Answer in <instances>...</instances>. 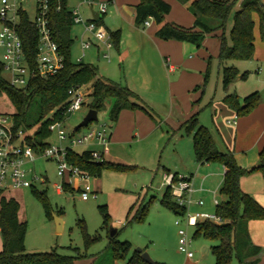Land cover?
I'll use <instances>...</instances> for the list:
<instances>
[{
    "label": "trees",
    "instance_id": "1",
    "mask_svg": "<svg viewBox=\"0 0 264 264\" xmlns=\"http://www.w3.org/2000/svg\"><path fill=\"white\" fill-rule=\"evenodd\" d=\"M188 3L189 9L195 17L193 26L184 27L166 20V15L171 10V5L164 0H139L135 7V24L143 27L146 20L151 18L157 25L155 35L163 40H178L189 42L200 47L207 35H214L220 31V48L218 59L222 68L223 87L229 86L238 76L239 70L235 65L226 61H247L255 53V19L258 16V31L264 41V4L261 0H180ZM236 6H238L236 8ZM232 17V27L229 38L225 36L227 23ZM50 26L53 39L59 47L64 58V65L56 74L48 77L36 76L24 87L12 86L3 76V67L0 64V93L4 92L14 106L12 114L14 131H22L23 144L30 146L36 154H40L51 144L48 138L52 131L49 129L53 119L62 121L67 112L66 108L73 88L91 84L89 108L97 112L106 108V101L112 99L108 110L111 124H115L119 114L124 109H142L146 107L137 103L140 97L120 83L98 77V69L90 63L75 62L71 57L73 39L71 29L73 26L72 10L68 0H51L49 12ZM96 22V21H95ZM103 17L96 22L102 26ZM18 32L23 42L24 52L29 64L34 67L38 45V32L28 17L23 13L18 27ZM120 30L109 31L112 47L118 48ZM248 72L242 73L246 79ZM223 103L234 110L238 116H245L252 112L259 104V93L253 92L243 99L236 93L227 94ZM93 123V122H91ZM90 123V124H91ZM187 134L192 136L195 159L198 163L219 162L225 167V173L220 193L224 200L215 208V215L221 218V223L210 220L199 221L195 226L194 237L202 236L209 241L217 242L210 246L215 258V264H231L234 257L239 264H255L260 260L263 248L255 245L250 237L248 225L251 220H264V207L251 194L241 188V178L250 172L259 171L264 177V146L259 152L258 162L250 168H242L230 150H220L215 143L212 132L197 121L194 114L183 124ZM66 158L72 165L91 177L101 176L105 169L124 171L131 168L122 163L105 160L102 157L96 160L91 156V151L78 152L69 148ZM180 178L174 174L173 181ZM73 188L64 183V190ZM38 197L44 200L43 192H37ZM161 203L172 210L176 215H184L186 206L180 205L172 195L171 187L167 186ZM20 203L6 190H0V235L2 248L0 249V264H76V261L89 258L87 250L98 240L99 236H91L83 228L86 251L84 254L66 256L56 250L48 252H28L25 248L27 232L26 222L19 219ZM148 211V205L142 206L132 221L141 222ZM47 214L50 213L47 210ZM108 214H104L107 223ZM117 233V230H116ZM111 237L112 264L121 259H126L131 243L119 242ZM93 264H96L94 262ZM127 264H148L139 252L131 255ZM156 264H164L157 262Z\"/></svg>",
    "mask_w": 264,
    "mask_h": 264
},
{
    "label": "rangeland",
    "instance_id": "2",
    "mask_svg": "<svg viewBox=\"0 0 264 264\" xmlns=\"http://www.w3.org/2000/svg\"><path fill=\"white\" fill-rule=\"evenodd\" d=\"M176 1L190 11L188 3L181 2L180 0ZM261 2L264 3L263 0ZM68 4H72V0H68ZM25 9L30 20L34 19L36 15L35 2L29 0L25 5ZM82 11L85 16L83 18H87L89 16V8L83 7ZM118 21V16H113L108 11L104 17L103 25L98 26V29L101 27L104 29L108 28L105 31L109 35V31H115L113 26ZM81 27V25L73 24L71 30L73 39L71 57L73 61L77 62L82 56L83 63H90L96 67L101 65V68L104 65L109 66V71L111 70L116 78L123 77L121 83L120 81L117 82L127 86L139 97L152 105L150 107L153 109L149 110L150 114L151 112H159L161 115L169 113L172 102L169 100L168 82L172 77L159 66L157 57L151 58L148 63H142L139 55H132L131 62L126 64L125 62L128 58L126 59L125 55H122L119 59L116 48L113 47L108 51L111 59V62H108L109 60L104 57V54L108 53L107 49L97 40H94L92 48L86 49L83 55L80 46ZM205 39L209 41L207 50L212 53V48L217 38L207 35ZM97 45L99 46V54ZM197 48L200 51L205 50L204 42ZM3 52V48L0 47V62L3 60ZM211 55L212 57L208 55L204 59L205 68L201 73V80L198 83L189 89H185L189 78L185 77L183 79L182 103H184L183 100L188 101L190 96L197 94L199 114L203 113L204 106L208 101L221 99L223 94L221 79L222 68L220 70L218 59L213 56V53ZM192 56L196 58L194 53ZM123 59L126 60L123 61ZM197 59L199 60L201 58L197 57ZM226 63L230 66L235 62L226 61ZM248 63V61H240L236 62V65H239L241 70H243L244 66L248 65ZM123 66L127 79H124V73L119 77V71H117L119 67L123 68ZM147 71L151 72L152 75L151 83L149 82L148 85L142 84V79L138 78L140 73H147ZM98 73L100 75L102 74L100 70ZM2 74L5 79H8V73L5 70H3ZM255 75L252 73L247 80L233 82L230 85V89L236 88L237 91L239 90L245 95L258 90L259 102L264 101V82L259 81ZM196 87L197 89L194 90ZM80 91L84 95V105L80 110L68 112L61 121V126L66 133H71L90 109L89 103L91 99L89 95L91 93V84L82 86ZM139 101L142 102L141 100ZM112 102V99L106 101V108L98 112V120L91 123L89 125L90 128H99L105 125L110 129L111 122L108 118V110ZM14 111V106L6 93H0V116H7L10 121ZM173 113V117L179 116L177 110L173 111ZM205 115L207 114L202 116V120L208 124V119H205ZM224 120L228 124L227 119ZM210 128L212 127L210 126ZM84 130L85 127L81 128L82 132ZM187 137L189 135L183 124L176 128L163 126V130H158L153 137L154 141L158 142L160 140L163 142V146L160 149L154 150V155L150 154L143 157L140 154L141 149L146 147V141L127 148L126 152H123V155L125 154V158L129 162L120 163L131 168L124 171L105 169L101 176H92L89 179V183L92 190L95 191L96 198L90 197L88 200L81 198V192L77 190L75 184H73L72 190H62L59 192L57 186L62 185L64 179L58 175L56 161L37 155L33 162L25 164V168L29 171V178L31 179L34 175L37 177L33 185L30 187L11 189L6 192L7 195L16 198L20 203L19 219L27 224L25 236L26 250L28 252H48L56 250L59 254L66 256L84 254L86 248L83 228L85 227L91 236H99V240L87 250V253L91 256L89 258L79 259L78 261L80 263L78 264H93L94 262L96 264H112V243L110 238L113 236H115L114 239L116 241H128L131 243V249L127 258L118 260L119 264H127L129 257L135 252H139V249L147 252L156 263L161 260H167L168 264H180L188 258L185 252L179 250L178 230L181 227L187 231L188 238L191 240L190 250L195 255V258L201 257L205 263L210 260L212 264H215V258L211 253L210 246L217 242L209 241L202 236L194 237L195 226L187 225V216L203 212L208 214L215 213L216 205L214 204L210 191H215L221 187L222 178L217 183L213 181L214 183L209 185L205 184V192L186 196L185 198L187 200L191 199L192 203H186V212L184 215H176L161 203L163 193L167 186L164 180L165 175L176 174L178 177L186 176L188 178L192 175L195 179L194 181L199 182V185L201 183V175L198 174L196 168L197 164L192 165L188 163L183 165L171 159L178 156V153H173L174 146L177 152L179 150L182 151L184 143L187 142ZM48 141L51 145L56 146L69 145L68 141L61 142L58 139L56 131L52 132ZM219 141L222 145L223 142L221 139ZM92 148L93 146L87 144L73 147L78 152ZM160 156H162V161H159ZM250 156L252 154H249ZM262 177L261 172L253 171L245 174L241 178V181L244 179L243 184L253 186L256 184L257 179L260 182ZM79 184H82V182L79 181ZM37 192H43L44 200L47 202V208L44 206L42 199L38 197ZM216 198L219 202L224 200L220 189L217 190ZM200 199L204 201V206L195 204ZM144 205H148V211L144 220L141 222L132 221L133 217L138 213V210ZM47 210L52 217L47 214ZM105 213L108 214L107 223L104 222ZM55 216H58L62 220V229L60 232H57ZM176 220L180 221V227L175 223ZM114 229L117 230V233L111 236V232ZM2 244L0 236V248H2ZM231 264H238L235 257Z\"/></svg>",
    "mask_w": 264,
    "mask_h": 264
},
{
    "label": "crops",
    "instance_id": "3",
    "mask_svg": "<svg viewBox=\"0 0 264 264\" xmlns=\"http://www.w3.org/2000/svg\"><path fill=\"white\" fill-rule=\"evenodd\" d=\"M164 1L168 2L171 5V10L169 14L166 15L167 21L184 27L193 26L195 17L184 5L180 4L176 0ZM100 3H105L106 5V11L104 13L100 12ZM138 3L139 0H97L96 3L89 4L81 0H72V4H68L71 10L78 8L81 12L82 17H85L82 11L83 7H88L89 16L87 18H83L85 21L93 20L92 11L99 12L103 17V20L108 11L113 16L117 15L119 21L117 24H115V26H113V29L120 30L121 33L119 46L118 48H116L119 59L121 58L120 56L125 55V58H128L127 60L125 59V63L128 64L131 62L132 55H139L142 63H148L151 58L153 59L154 57H157L159 66L172 77V79L168 82V91L170 95L169 100L170 102H172L169 113L161 115L159 112L153 113L150 111L152 114L151 115L150 113H146L142 109H124L120 112L117 122L115 124H111L110 129L108 127L110 139L107 146L108 151L104 154V158L105 160L115 163L129 162L128 160H126L127 158H125V154L123 155V152H126L127 148L141 144L144 141H146L147 144L144 149H141L140 154L143 155V157H146L150 154L154 155V150H158L163 146V142H161L160 140L158 142L154 141L153 138L158 130L162 131L163 126L176 128L188 121L194 114L198 115L200 113L199 105L197 104L199 102L197 101V94L190 96L188 98V101L183 100L184 103H182L181 93L182 87L184 85L183 79L185 77L189 78V82H187V87L185 89L193 87L194 84L198 83L201 80V73L205 68L204 59L206 58V56L210 55V57H212L211 54L213 53V56L218 59L219 55V35L221 34L220 31H217L214 35H211L212 37L217 38L215 45H213L212 53L207 50L209 47V41L207 39L203 41L204 47H206L203 51H200L197 46L189 42L178 40H163L155 35L157 25L154 20H151L148 26L139 27L135 24V7ZM237 7L238 6H236V8ZM230 18V25L228 20L227 28L225 31V36L227 38H229V32L233 24L232 17ZM254 19L255 53L252 59L247 60L249 63L248 65L244 66L243 70H241L239 65H236V62L240 61L231 60L235 62L232 65H235L239 70V76L233 82L237 80H247L252 73L256 74L255 76L259 81L264 82V41L260 39L259 31L257 32L258 16L254 15ZM73 24L82 26L80 33L81 48L82 43L88 41L90 42V46L88 49H91L94 45V40H97L100 44L104 45L102 41H100L94 35V33L85 30L83 23L73 22ZM101 29L108 35V33L105 31V29L108 30V28L104 29L103 27H101ZM112 48L113 47L107 50V52ZM97 49L99 54L98 45ZM193 53L195 54L196 58H193ZM84 54L85 50L83 51V55ZM108 56V62H111L109 52ZM197 57L201 59L198 60ZM125 60L123 59V61ZM78 61L82 62V56ZM218 65L221 70L219 59ZM109 68V66L105 65L102 68L101 65L98 66V72L99 70L102 72L101 75L98 73V77L105 78L113 82L120 81L121 83L123 81V77L116 78L113 72L111 70L109 71ZM124 70V66L123 68L119 67L117 69V71H119V77L121 76V74L123 75ZM246 71L248 72V76L246 79H243L241 75ZM138 78L142 79V84L148 85L149 82L151 83L152 75L151 72L147 71V73H140ZM124 79H127L125 73ZM138 80L140 81V79ZM230 85L226 88L223 87V94L221 96V99L208 101L204 106L205 108L202 114H207L205 115V119H208V124H206V122L202 120V114H199V116H197V121L200 125L206 126L212 132L216 146L220 150L232 151L235 154L236 159L241 167L250 168L258 162L259 152L264 146V101H260L258 106L248 115L238 116L236 112L225 105L222 100L225 95L236 93L240 97L241 103L243 104V99L249 94L245 95L239 90L237 91L236 88L230 89ZM196 89L197 87L194 90ZM254 92L259 93L258 90ZM140 99L142 102H136L146 107L148 111L153 109L150 107L152 106L150 103H148L141 97ZM175 110H177L179 116L173 117V111ZM224 119H227L226 121L228 124L225 123ZM210 126L212 128H210ZM219 139H221V141L223 142L222 145ZM186 140L187 142L184 143L182 151L179 150L177 152L176 147L174 146L173 153H178V156L171 159H174L177 163H181L183 165L188 163H191L192 165H198V167L196 165V168L198 170V174L201 175L200 185L198 184L199 182L194 181L195 179L192 177V175L189 178L186 176L179 177L187 178L189 180L193 190L186 196H192L197 193L205 192V184L209 185L214 182L217 183L221 178L223 182L225 167L219 162L198 163L194 155L192 137L189 135ZM87 145L93 146L92 149H87L88 151L102 150V146L96 142H92ZM249 154H252V156L249 157ZM162 160V156H160L159 161ZM243 180L244 179H242L241 181V188L243 189V191L253 195L255 199L264 207V177H262L260 182H258L257 179V182H255L256 184H254L253 186L248 184L246 185L245 183L243 184ZM261 182L263 185L261 184ZM219 189H216L215 191ZM7 191L10 190H6V192ZM210 192L212 193V191ZM198 206H204V204ZM248 229L252 242L255 245L263 248V253L260 256V260L255 264H264V220H251L249 222ZM160 262L168 264L167 260H161ZM78 263H80V261L77 260L76 264ZM114 264L119 263L118 261H116ZM180 264H212V261L209 260L207 261V263H205L203 258H195L194 255L192 258H187L186 261Z\"/></svg>",
    "mask_w": 264,
    "mask_h": 264
},
{
    "label": "built area",
    "instance_id": "4",
    "mask_svg": "<svg viewBox=\"0 0 264 264\" xmlns=\"http://www.w3.org/2000/svg\"><path fill=\"white\" fill-rule=\"evenodd\" d=\"M29 0H0V47L3 48V60L0 64L8 73V82L15 87H24L28 82L36 77H48L56 74L64 65L63 55L59 51V47L53 39V33L50 26L49 12L51 0H32L35 2V18L32 19L38 32V45L36 52V61L32 67L24 52V46L18 27L20 25L21 16L27 13L25 5ZM89 4L96 3L97 0H81ZM100 12L106 11L105 3H100ZM73 22L83 23L86 31L94 33V35L102 41L105 48L109 50L112 43L109 35L101 28L98 29L94 20L86 22L78 8L72 10ZM152 19L145 21L144 26H148ZM90 42L82 43V50L88 49ZM108 58V53L104 55ZM81 87L73 88L70 93V99L66 112H74L80 110L84 105V95L80 91ZM52 123L49 129L57 132L58 139L68 141L67 146L50 145L40 154H36L33 149L23 144L22 131H14L12 119L9 121L7 116H0V190H11L16 188L30 187L33 185L37 177L34 175L29 178L28 170L25 164L33 162L37 155H41L48 159L55 160L57 163L58 175L62 177L63 184L57 186L58 191L64 190V183L73 187L76 185L77 190L81 192V198L88 200L90 197L96 198L95 191L90 186V175L80 171L77 166L68 162L66 155L69 148L90 144L96 142L102 146V150H92L91 156L100 160L108 151L109 130L103 125L99 128H90L87 126L82 132L81 129L66 133L61 126V121L54 120L53 114L50 115ZM90 125V124H89ZM167 186L171 187L172 195L180 205L192 203L191 199H186V195L193 189L187 178H180L177 182L173 181V175L167 174L164 177ZM79 181L82 184H79ZM217 191H212L214 204L219 201L216 198ZM203 205L202 199L196 202ZM210 220L215 223H221L222 220L215 214L195 213L187 216V225L196 226L199 221ZM180 227V221L175 222ZM179 250L186 253L188 258L194 256L190 250L191 240L188 238L187 231L179 228Z\"/></svg>",
    "mask_w": 264,
    "mask_h": 264
},
{
    "label": "water",
    "instance_id": "5",
    "mask_svg": "<svg viewBox=\"0 0 264 264\" xmlns=\"http://www.w3.org/2000/svg\"><path fill=\"white\" fill-rule=\"evenodd\" d=\"M262 3V2H261ZM92 15H93V20L98 22L101 18L102 15L99 12L96 11H92ZM98 120V112L95 109H89V111L87 112V114L85 115V117L82 119V121L75 126L74 130H79L83 127H87L89 126V124L91 122H95ZM56 219V228H57V232H60L61 230V225H62V220L61 218H59L58 216H55ZM116 233V229H114L111 232V236H113ZM139 253L141 255V258L148 264H156L155 261H153L150 257V255L143 251L142 249H139Z\"/></svg>",
    "mask_w": 264,
    "mask_h": 264
}]
</instances>
